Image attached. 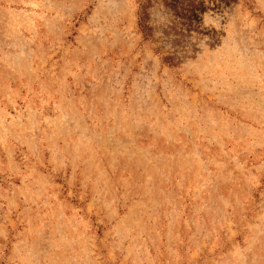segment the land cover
Instances as JSON below:
<instances>
[{
	"label": "rangeland",
	"instance_id": "obj_1",
	"mask_svg": "<svg viewBox=\"0 0 264 264\" xmlns=\"http://www.w3.org/2000/svg\"><path fill=\"white\" fill-rule=\"evenodd\" d=\"M0 264H264V0H0Z\"/></svg>",
	"mask_w": 264,
	"mask_h": 264
}]
</instances>
